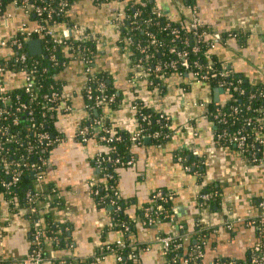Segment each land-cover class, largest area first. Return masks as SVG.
Wrapping results in <instances>:
<instances>
[{"label": "crops", "instance_id": "1", "mask_svg": "<svg viewBox=\"0 0 264 264\" xmlns=\"http://www.w3.org/2000/svg\"><path fill=\"white\" fill-rule=\"evenodd\" d=\"M151 1L171 20L185 23L192 12L190 6L194 5L207 28L223 35L228 32L245 35L244 41H238L234 35L228 37L209 53L249 82L264 83V0H193L192 5L187 0ZM118 7L114 2L75 0L67 14L70 23L63 24V29L78 24L94 34L98 50L95 68L109 74L121 96L118 107L103 110V117L114 129L129 134L139 130V120L132 107L135 102L160 110L171 120V134L165 143L157 146L145 137L142 145L133 144L131 163L119 168L117 173L118 193L127 204L125 213L135 221L130 237L133 246L139 247V264H168L158 242L163 233L183 239L186 257L198 241L194 235L201 231L208 234L200 238L202 252L195 246L199 259H183L181 264H213L222 258L246 262L251 249L264 240V228L259 230L255 225V219H264V211L255 203L257 198H264V146H260L255 160H248L235 145L215 143L216 126L207 111L211 103L226 102L228 95L224 90L220 92L219 87L197 81L186 73L165 78L161 89L150 88L146 81L130 77L129 58L118 44L119 32L109 24ZM18 25L16 18L9 20L0 28V38L11 37ZM66 34L72 36L68 29ZM23 76L7 72L3 81L7 88L16 89L22 85ZM60 78L72 110L57 115L59 140L49 156L44 183L51 185L56 191L54 197L61 200L60 206L47 209L51 221L67 225L72 247L56 251L53 257L86 259L94 256L102 243L124 240V234L112 228L113 206L101 204L93 193L92 182L98 177L94 166L97 140L93 137L82 141L77 135L87 117L86 100L80 93L86 81L83 62L70 59ZM181 149L190 150L193 155L198 151L195 156L203 157L204 181L214 183L222 191L220 207L205 209L200 205L201 185L194 169L190 170L175 157V152ZM158 189L173 195L172 220L144 224L140 211ZM0 226L3 264H20L31 247L30 221L24 214L11 212L0 198ZM114 253L106 250L97 264H117ZM43 264H53V260Z\"/></svg>", "mask_w": 264, "mask_h": 264}, {"label": "trees", "instance_id": "2", "mask_svg": "<svg viewBox=\"0 0 264 264\" xmlns=\"http://www.w3.org/2000/svg\"><path fill=\"white\" fill-rule=\"evenodd\" d=\"M14 0H0L2 12L4 13L11 6ZM17 1V0H16ZM59 0H29V8L31 9L30 20L44 24L47 26L54 23L68 24L69 17L68 12L75 0H68V7L65 14L58 17L54 16L51 19L47 18V12L44 11L42 15L34 13V9L37 7L53 8L57 9ZM113 0H95L97 4L108 3ZM117 11H122L125 15L124 19L119 22L117 28L119 32L118 44L129 58L131 71L130 77H135L136 72H142L147 74L148 80L153 84L149 85L150 88H162L163 80L171 75H184L185 70L179 66L175 68L170 67L172 61L178 60L177 52L180 50H186L188 52V60L193 66V70H196L195 63L202 66L201 74H206L207 83L212 87H217L220 82H224L228 87L226 91L228 98L223 104L211 103L208 106L207 114L211 120L214 121L216 126L215 134H221L226 132L227 136L234 135L237 131H241L246 136L247 143H255L254 153L251 149H246L242 155L245 159L255 160L259 156L260 146L258 145L257 138L264 139V123H261L260 119H264V83H251L245 79L241 74L235 73L227 66L217 60L213 54L209 53L206 56V52L210 51L209 41L203 40L198 42L195 34L192 30L186 29L183 22H177L169 19L166 16L156 17L152 14V8L155 6L151 0H121ZM146 3L142 5V3ZM187 3L194 4L193 0H187ZM186 3V4H187ZM168 24V25H167ZM177 29L178 35L173 36L172 30ZM150 35H154L153 40ZM235 36L238 41L243 40L245 35L239 33H224L223 40L228 37ZM131 38V43L127 45L125 37ZM37 37V36H36ZM30 38H35L31 36ZM42 53L41 55L31 56L27 54V61L24 64H16V66H9L5 58L1 60L2 66L5 70L12 68L14 72L21 73V70L30 75L35 82L36 89L34 96L30 93H26L22 87L11 89L7 91V95L13 102V109L10 110V114L0 119V125L6 127L8 139H12V142H4L3 146L7 151H0V198H3L5 203L11 212L19 213V210L27 209L29 207L26 195L29 191L37 192L36 178L31 171V164H36L40 167V172L46 174L47 167L41 165L40 158L49 159L51 151L54 149L56 143L50 148L35 147L29 149L28 143L36 138L37 131L32 129L31 122L29 121V115L25 112H16L15 108L27 104L32 111V117L34 122L41 126L39 131L47 132L51 134L53 139H59L58 132L56 130L57 115L61 113L54 104L48 103L45 95L51 93V91H62L63 81L60 78V74L64 70V67L70 59H76V52L79 51L81 55L86 56L92 61L90 65L85 68L91 67L93 70L87 73V79L85 88L82 94L86 100L87 117L84 124L91 125L96 119H103V126L110 130L107 134L97 129H91L89 136L100 139L102 135L114 137V141L109 143L114 147V151L111 152L112 158H118L122 162H127L131 159L132 147L134 146L131 141V136L125 131H117L113 128L110 121L103 117V110L108 107L115 109L121 104V96L118 94L117 89L114 88L109 74L102 69H96V60L98 56L97 43L93 39H89L85 42H74L71 37L66 39L67 47L57 45L55 46L50 37L41 38ZM26 48L27 41H25ZM198 47V52H193L192 48ZM75 52V53H74ZM28 53V50L27 52ZM73 56H69V55ZM54 55L55 59L52 61L51 56ZM134 68V70H133ZM192 70V69H191ZM225 73L221 75L220 73ZM145 75L141 76V79ZM104 86V94L114 97L113 102L107 105H101L96 99L100 93L96 91L98 85ZM88 87L92 91L91 99H86V89ZM69 103V99L65 98ZM134 104L140 107L136 112L139 120V130L141 134L147 135L157 133V136L150 138L151 143L154 145H162L165 143L171 134V120H164L160 117L161 113H164L157 109H152L142 105L140 102ZM65 112V111H63ZM142 115H148L147 121L142 120ZM14 117L18 118V123H14ZM249 123V124H247ZM81 125V126H82ZM80 126V127H81ZM138 130V131H139ZM145 137H142L137 145H142ZM103 145L105 142H103ZM246 143V144H247ZM222 145V144H219ZM228 146L227 144H223ZM237 148V147H236ZM104 154H106L104 152ZM175 157L180 159L184 166L193 170L197 175V181L201 185L199 192V202L203 205V208L220 207L222 202V191L214 183H206L204 181V172L201 170L203 167V157L195 156L190 150L181 149L175 152ZM6 158L8 161L19 162L20 167L10 168L11 172L21 171V175L16 183L9 188H6L3 184L9 181V175L5 173V168L2 164V159ZM95 165V159H94ZM100 177L103 173H111L112 177L108 181L101 182L99 185V195L95 196L97 200L100 198L110 197L116 201L113 205L112 215L115 216L113 220V229L122 231L124 234V241L126 246L123 249L118 248L114 254L120 256V260H117V264H139V247L133 246L130 233L135 229V221L125 213L127 206L123 199L116 198L114 193L118 192L117 186V173L118 169L125 167L126 165H115L113 163L102 162L101 163ZM156 191L162 192V198H154L153 193ZM55 190L51 185H46V189L43 192H39L37 212L31 216L28 213L25 215L28 221L32 219L40 220L39 228L41 229L42 247L43 253L47 260H53V264H96L102 260L104 253L108 247L115 248L117 244L115 242L102 243V247L98 248L95 255L86 259H80L75 257L66 256L63 259H56L53 257V253L59 250H69L72 247V238L67 225L53 224L47 209L53 206H60L61 200L55 198ZM151 194L150 201L146 203L141 209V220L144 221V210L148 208L150 214L155 219H160L161 223H165L172 220L173 215V195L167 191L155 190ZM208 195L206 199H203V195ZM255 203L261 204V210L264 211V198H257ZM260 220V221H259ZM255 225L259 230L264 228V222L261 219H255ZM173 234V233H163ZM208 234L207 231H201L194 236L198 240L195 245L192 246L188 253L191 255H183V239L181 237L176 238V244H181L180 248L171 250L167 253L168 264H181V260L189 259L198 260L196 258L198 251L195 250V246H199V250L203 251V243L200 238H205ZM192 245V243H190ZM252 252L248 254V260L240 261L235 259H216L213 264H249L252 253L264 252V240L262 243L251 249ZM184 257V258H183ZM176 258L175 262H173Z\"/></svg>", "mask_w": 264, "mask_h": 264}, {"label": "built area", "instance_id": "3", "mask_svg": "<svg viewBox=\"0 0 264 264\" xmlns=\"http://www.w3.org/2000/svg\"><path fill=\"white\" fill-rule=\"evenodd\" d=\"M49 1H52V0H49ZM120 1L121 0H113L111 2L121 5L122 2ZM28 2L29 0H17V1L14 0L11 6L4 13L2 12L1 5H0V28L3 27L5 23H8V21L12 20L13 18H16L19 22V25L17 26L16 30L14 31L11 37L5 38V39L0 38V119L2 117L8 116L10 114V110L13 109V102L11 101L10 97L7 95V91L11 89L6 87L3 81V77L7 72H14V70L12 68L5 70V68L2 66V63H1L2 59L5 58L7 61L11 59L13 62L10 63L9 61L8 63L9 66H14V65L16 66V64H19V63L24 64L27 61V54H30L29 48L28 49L26 48L25 41H27V47H28V42L30 40H33V39L41 40V38L46 37V36L52 39V42L55 46L60 45V46H63V48L66 47L68 49L67 43H66V39L68 38L66 34L67 29L68 31L72 32V36H69V37H71L74 42L81 43L89 39L91 40L94 39V34L91 33V31H89L86 27L82 25L72 24L68 28L63 29L64 23L56 22L53 25L47 26V25L39 24V23H36L30 20L29 17L32 11L29 8ZM145 4H146L145 2L142 3V5H145ZM67 7H68V0H59L57 9H53L51 7L50 8L37 7L34 9L33 12L37 13L38 15H42L43 12L46 11L47 18L51 19L54 16L58 17L62 14H65ZM190 7H191L192 12H191L189 20L184 23V27L186 29L193 31L198 42H202L203 40L209 41L210 47L213 48L215 45H217L223 40L222 34L207 28L202 23L195 6L192 5ZM152 14L158 18L166 16L165 12L156 6L152 8ZM124 17L125 15L122 11H117L109 23L110 26L117 29L119 27V22H121L124 19ZM172 34L174 37H176L178 35V30L173 29ZM33 35L35 36V38H30ZM150 36L153 40L155 39L154 35H150ZM125 40L127 42V45L131 43L130 37L126 36ZM27 50H28V53H26ZM192 51L196 53L199 51V48L193 47ZM76 55H77L76 60L83 62L84 66L90 65L92 63L90 59H88L84 55H81L79 51L76 52ZM69 56H73V55L71 54ZM206 56H209V51L206 52ZM177 57H178L177 62L172 61L170 63V67L175 68L176 66H179L185 70L186 74L192 75V77L195 80L207 83L208 76L206 74H201L200 72L202 71L203 67L198 65V63H195L194 65L196 66L195 67L196 70H193V66L188 60V52L186 50L178 51ZM54 59L55 57L54 55H52L51 60L53 61ZM92 70L93 69L91 67L85 68V78L86 79H87V73L91 72ZM21 73L24 75L23 76L24 80L20 87H22L26 93H30L32 94V96L36 97L34 95V92H36L34 91L36 89V86H35V82L33 81L32 77L30 75H27V73L24 72L23 70H21ZM220 74L224 75L225 73L221 72ZM142 75H145L142 80L146 81L148 85L153 84L152 81L145 78L147 77V74H143L142 72H139V71L136 72V76L134 78L141 79ZM85 86L86 85L84 84L83 88L80 90L81 94ZM217 87L223 88L225 92L228 90V87L225 85L223 81L220 82ZM96 91L100 93L98 96H96V99L99 101L101 105H107L113 102L114 100L113 95L107 96L103 93L104 86L102 84L98 85V87L96 88ZM92 95H93L92 91L88 87V89H86V95H85L86 99L88 100L91 99ZM82 96L84 97L83 94ZM45 97L48 103L54 104L60 112H63V111L69 112L72 110V107L65 100V98L67 99L68 97H66L63 90L62 91L53 90L51 91V93L46 94ZM132 107L136 112H138L140 109V107L136 104H133ZM15 111L19 113L21 112L27 113L29 115V121L32 123L31 124L32 129H35L37 131L36 138L33 141H30L28 143L29 149L32 150L36 146L37 147L41 146V147H44L45 149H48L55 143L56 144L58 143V140H59L58 138L53 139L51 134L47 132L39 131L41 129V126L37 125L34 122V119L32 117V111L30 110V106H28L27 104L25 105L23 104L15 108ZM160 117L166 121L170 119L169 115H167L166 113H161ZM148 118H149L148 115H142L143 121H147ZM260 121L261 123H264V119H260ZM13 122L15 124L18 123V118L14 117ZM91 129H97L106 134L110 132L109 129L103 126V119H96L91 125L84 124L81 127H79L77 135L82 141H87L88 139L93 138L89 136L91 133ZM6 135H7L6 127H3L0 125V151L1 152L7 151L6 147L3 146L4 142L6 143L12 142V139H8ZM153 136H157V133H152V134L150 133V134L143 136L141 134V129H140L135 134H133L130 139L133 144H137L139 143L142 137L151 138ZM96 140H97L98 150L94 157L95 159L94 166L98 171V177L92 182V187H93L94 195L98 196L99 195L98 187L100 183L101 182L106 183L108 179L112 177V174L108 172L103 173L102 176L100 177L99 173L101 172V166H100L101 163L108 162V163H113L115 165H126L127 166L131 163V161L129 160L127 162H122L118 158H114V159L112 158L110 154L111 152L114 151V147L110 146L109 143L114 141V137H112L111 135L109 136L102 135L100 139L97 138ZM102 141L105 142L104 145ZM214 141L218 145L219 144L223 145L224 143L227 145H235L240 155H243L244 151L248 148L253 150V153L255 152L254 151L255 143H247L246 136L241 131H237V133L231 136H227L226 132L221 133V134L214 133ZM256 142L258 143V145L264 146V139L257 138ZM104 152L106 154H104ZM193 153L197 155L199 152L194 151ZM40 160H41V165H43L44 167L48 166L50 163L48 158L47 159L40 158ZM2 164H3V167L5 168V173L9 175V181L4 182L3 185L6 188L16 185L21 175V171L18 170V171L11 172L10 168L20 167L21 166L20 163L14 162V161H8L6 158H4L2 159ZM39 170H40L39 166H37L36 164H31V171L33 172V175L36 178L37 192H33L31 190L27 193L26 199L28 200L29 207L27 209L19 210L18 214L26 215L28 213V215L33 216L37 212V205L39 201L38 198L40 195L39 192H43L46 189V184L44 183L45 174L43 172H40ZM114 195L116 198L120 197L118 192H115ZM153 197L162 198V192L156 191L155 193H153ZM207 197L208 195L206 194L202 196L203 199H206ZM99 202L101 204L102 203L109 204L112 206L116 204V201L110 197H106V198L102 197L99 199ZM200 205L202 206V204ZM260 205L262 206L263 203H261ZM144 215H145V219L144 221H142V223L144 224L157 225L161 223L160 219H155L154 217L151 216L148 208H145ZM30 223H31V240H30L31 247H30L29 254H27L26 256L20 259V264H43L47 261V259L43 253L41 229L39 228L40 220L32 219L30 220ZM1 230H3V228L0 226V231ZM177 237L178 235H175V234H166V235H161L158 238V242L162 245L163 251L166 255L171 250L172 247H174V249L180 248L181 244L175 243ZM116 244H117L116 249L112 247H108L107 250L112 251V252H117L118 248L123 249L126 246V243L124 240L118 241ZM120 259H121L120 256L117 255L116 260H120ZM175 259L176 258H174L173 262L176 261ZM3 263H4V259L0 257V264H3ZM249 264H264V252H260L258 254L252 253Z\"/></svg>", "mask_w": 264, "mask_h": 264}, {"label": "water", "instance_id": "4", "mask_svg": "<svg viewBox=\"0 0 264 264\" xmlns=\"http://www.w3.org/2000/svg\"><path fill=\"white\" fill-rule=\"evenodd\" d=\"M29 53L31 56L41 55L42 43L40 39H33L28 42ZM220 92H223V88H219Z\"/></svg>", "mask_w": 264, "mask_h": 264}]
</instances>
